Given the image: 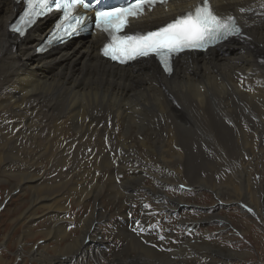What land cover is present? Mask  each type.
<instances>
[{
  "label": "bare ground",
  "instance_id": "6f19581e",
  "mask_svg": "<svg viewBox=\"0 0 264 264\" xmlns=\"http://www.w3.org/2000/svg\"><path fill=\"white\" fill-rule=\"evenodd\" d=\"M184 5L178 0L170 8ZM216 5L238 15L245 38L206 53H186L167 75L153 59L125 67L102 59L101 34L37 54L52 17L18 39L8 30L17 4L0 0V152L32 157L27 168L15 159L17 169L6 173L9 178L0 175V182L30 192L18 222L27 228L48 222L42 247L26 253L32 264H89L90 259L94 264H218L219 256H248L209 239L207 229L187 231L214 219L227 227L230 219L221 209L231 205L249 209L264 224L263 181L259 190L252 182L253 172L264 171L259 166L264 161V0H216ZM168 18L157 10L141 25L155 28ZM41 156L54 162L63 182L39 187L42 177L29 169ZM104 176L113 192L103 194ZM179 184L210 191L212 202L197 203ZM64 197L84 209L94 202L87 217L88 211L76 217L81 220L77 237L69 232ZM136 204V228L145 232L138 235L128 230ZM160 220L184 229L177 242L155 229ZM105 222L120 239L112 249L110 239L98 233ZM141 236L169 251L145 245ZM50 240L56 244L48 245ZM22 248L15 251L16 260L24 256Z\"/></svg>",
  "mask_w": 264,
  "mask_h": 264
},
{
  "label": "rangeland",
  "instance_id": "374dc122",
  "mask_svg": "<svg viewBox=\"0 0 264 264\" xmlns=\"http://www.w3.org/2000/svg\"><path fill=\"white\" fill-rule=\"evenodd\" d=\"M16 154L17 153H12V152L11 154L6 152L3 153L0 152V175H3V178L5 177L9 178L7 172L11 171L13 167H16L13 165V162L16 161L15 159L17 158L22 159L23 163L20 162L22 167L27 168L31 163L32 161L31 155L24 153H19L17 155ZM68 156L71 157V153H69ZM259 166L260 168H264V161ZM30 170L31 169H29V172H32L31 173L32 175L36 174V176L40 175L42 177L38 183V185L40 184L42 187L46 186L47 184L51 185V183H53L54 181H56V183L61 181L63 182V180L58 179V177L61 176L59 175L60 170L56 169L54 162L48 160L45 156H41L38 159L37 167H35L31 171ZM57 171H59V173ZM64 172H66V170ZM56 174H58L59 176H56ZM252 178H254L252 182L256 186L255 189L259 190L260 186L258 183L260 181H263V185H264V171L260 170L259 173L253 172ZM40 185L39 187H41ZM99 185L102 188L103 194L109 190L110 192L114 191L112 189L113 184L111 183L110 179H108V177L106 176L100 179ZM193 190L194 188L192 186L191 190H187L186 192L189 194L190 197H193L197 201V203L204 205V203L212 202V196H210V191H207L204 194V192L202 193H199L197 191L193 192ZM102 195H101V200L103 201L104 208L106 210L108 209L110 210L111 209V207L109 206L110 202H108L107 198H105ZM66 199L67 200H65L64 197V199L62 200L65 206L67 207V212H66L67 216L72 219V220L70 219L68 227L69 229L71 228L69 232H71L73 238L78 236L79 228L77 226L81 222V220H79L76 217L79 214L81 215L85 214L84 211L86 212L88 211V213L86 214L87 217L90 211H92V209L94 208V202L93 201L89 202L86 209H84L80 202L73 201V199L71 200L69 197H67ZM30 201H31V195L29 190H25L23 192L20 190H16V188L13 187L12 184L0 182V243H2V246L0 247V257L1 259L7 261V262L0 261V264H32L33 263L32 260L30 259L29 255H27L26 253L37 244L38 245L40 244V246L42 247V243L46 241L45 233L47 226H49L47 220L44 219L37 222L33 226V228L32 227L27 228L26 226H24L23 223L18 222L19 216L29 207ZM150 205H151V201L145 203V206H147V208H150L151 207ZM138 208L139 207H137L136 204L134 205L133 211L130 212V216L133 217V222L137 220L134 218L139 217V213L136 212ZM70 212L71 214L76 215V217L71 216ZM196 213L197 211L195 212V214ZM221 213L223 216L225 215V217L228 220L230 219L228 223L229 226L228 225L227 227L223 226L222 221L220 222L218 219H214L211 222L207 223L208 224V225L206 224L207 226L205 225L200 227V230L196 229L194 231L189 232L190 235H195L198 231L206 232L207 229V231H209L208 233L210 234L209 239H215L221 241L223 240V242L227 244V246H229L231 250H236L238 252H248V256L245 257V259L243 260H240L235 256L227 257L223 255L224 258L222 256H219L220 261L218 264H242V263L264 264V224L261 223L258 216L255 213H251L249 209L247 208L245 209L239 205L238 206L231 205L222 208ZM117 219L122 220L120 216H117ZM73 221L77 223L76 227L70 226V225L72 226L76 225L75 223H73ZM156 222H157V224H155L156 226L154 225L156 227L155 229L159 233H162L165 236L170 237L169 238L170 241L175 240L176 239L175 236L180 233H183L184 231V229H182L181 226L177 225L176 221L172 223L171 222L167 223V220L164 221L160 220ZM99 227L100 228L98 233L100 237L104 236L105 238H108L111 241L109 244H107V247L109 246L108 249L109 248L112 249L113 247L120 245L119 244L120 239L118 238V236L113 235V231L115 229L111 222L101 223ZM128 230L130 231L131 229ZM46 243H48V245H55L56 241L50 240L47 241ZM193 243H195V240L193 241ZM19 246L23 247L22 249L23 251H25V254L23 257H21V260L20 259L16 260L15 251L19 248ZM171 250H173V248H171ZM100 260L103 263L107 262L105 258H100ZM95 261H96L95 259H90L88 263L94 264L96 263ZM195 264H205V261L204 260L197 261L195 262ZM210 264L213 263L210 262Z\"/></svg>",
  "mask_w": 264,
  "mask_h": 264
},
{
  "label": "snow or ice",
  "instance_id": "6c2138e0",
  "mask_svg": "<svg viewBox=\"0 0 264 264\" xmlns=\"http://www.w3.org/2000/svg\"><path fill=\"white\" fill-rule=\"evenodd\" d=\"M158 3L166 5L168 0H124L122 7L105 6L102 0H25L23 16L10 28L23 35L39 18L58 11L62 19L57 25V33L60 34L57 39L78 34L92 24L109 37V42L102 49L105 56L121 63L137 57L155 56L169 73L172 72L173 56L186 50L207 48L209 44L229 36L241 35L235 18L217 15L209 0H202L194 9L176 16L155 31L125 33L129 17L138 18L144 14L145 8L151 9ZM80 7L97 9L94 22L86 12L78 11Z\"/></svg>",
  "mask_w": 264,
  "mask_h": 264
}]
</instances>
